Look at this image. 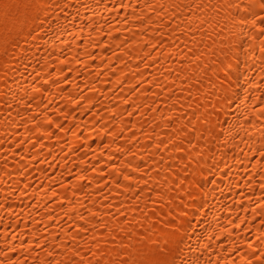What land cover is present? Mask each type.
<instances>
[{"label": "bare ground", "instance_id": "bare-ground-1", "mask_svg": "<svg viewBox=\"0 0 264 264\" xmlns=\"http://www.w3.org/2000/svg\"><path fill=\"white\" fill-rule=\"evenodd\" d=\"M5 2L0 264H264L249 0H69L39 50Z\"/></svg>", "mask_w": 264, "mask_h": 264}, {"label": "snow or ice", "instance_id": "snow-or-ice-1", "mask_svg": "<svg viewBox=\"0 0 264 264\" xmlns=\"http://www.w3.org/2000/svg\"><path fill=\"white\" fill-rule=\"evenodd\" d=\"M69 0H40L39 5H37L34 14H30V26L26 34H23L24 42L33 44L37 50L41 48L39 42L47 44L49 39L55 37L59 39V32L62 30V26L59 25L58 19L59 13H62L65 8L68 7ZM0 6L7 7L5 0H0ZM238 7V5H237ZM259 7L264 11V0H249L248 12L253 17L252 23L255 24L259 20L260 27L257 29L261 34H264V15H260L255 11V8ZM25 8H30V5H25ZM9 19V14L5 13V21ZM55 22V23H54ZM247 20H242L241 23H246ZM47 25V27H45ZM39 63V60H37ZM48 81L45 80L44 84ZM39 91V89H37ZM50 124L51 121H48ZM124 179H129L125 176ZM126 264V262H125ZM153 264H175L173 260H156Z\"/></svg>", "mask_w": 264, "mask_h": 264}]
</instances>
